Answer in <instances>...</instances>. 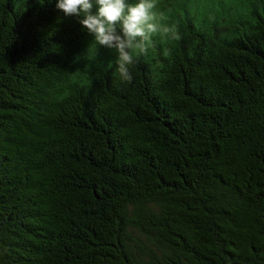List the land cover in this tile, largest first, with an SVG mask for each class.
Returning a JSON list of instances; mask_svg holds the SVG:
<instances>
[{
	"label": "trees",
	"instance_id": "16d2710c",
	"mask_svg": "<svg viewBox=\"0 0 264 264\" xmlns=\"http://www.w3.org/2000/svg\"><path fill=\"white\" fill-rule=\"evenodd\" d=\"M55 4L0 0V264H264V0H158L131 83Z\"/></svg>",
	"mask_w": 264,
	"mask_h": 264
},
{
	"label": "clouds",
	"instance_id": "9594fccd",
	"mask_svg": "<svg viewBox=\"0 0 264 264\" xmlns=\"http://www.w3.org/2000/svg\"><path fill=\"white\" fill-rule=\"evenodd\" d=\"M55 8L77 18L98 46L115 50L117 73L127 83L133 80L130 66L149 54L154 36L179 39L177 26L162 22L158 0H56Z\"/></svg>",
	"mask_w": 264,
	"mask_h": 264
}]
</instances>
